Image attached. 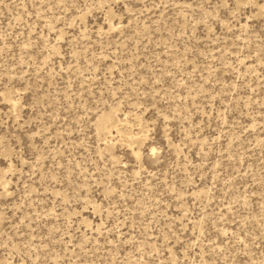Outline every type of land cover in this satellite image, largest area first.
<instances>
[{
    "label": "rangeland",
    "instance_id": "374dc122",
    "mask_svg": "<svg viewBox=\"0 0 264 264\" xmlns=\"http://www.w3.org/2000/svg\"><path fill=\"white\" fill-rule=\"evenodd\" d=\"M0 264H264V0H0Z\"/></svg>",
    "mask_w": 264,
    "mask_h": 264
}]
</instances>
